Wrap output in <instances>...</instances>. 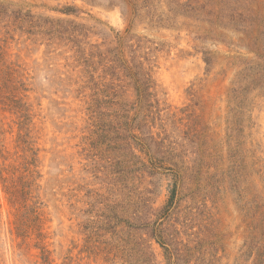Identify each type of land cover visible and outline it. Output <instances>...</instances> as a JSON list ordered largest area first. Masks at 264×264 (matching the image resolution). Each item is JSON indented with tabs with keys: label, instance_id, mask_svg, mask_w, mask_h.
Instances as JSON below:
<instances>
[{
	"label": "rangeland",
	"instance_id": "rangeland-1",
	"mask_svg": "<svg viewBox=\"0 0 264 264\" xmlns=\"http://www.w3.org/2000/svg\"><path fill=\"white\" fill-rule=\"evenodd\" d=\"M0 264H264V0H0Z\"/></svg>",
	"mask_w": 264,
	"mask_h": 264
},
{
	"label": "trees",
	"instance_id": "trees-1",
	"mask_svg": "<svg viewBox=\"0 0 264 264\" xmlns=\"http://www.w3.org/2000/svg\"><path fill=\"white\" fill-rule=\"evenodd\" d=\"M76 11V8H74V7H68V8H66V13L67 12H71V13H74ZM70 14V13H69Z\"/></svg>",
	"mask_w": 264,
	"mask_h": 264
}]
</instances>
